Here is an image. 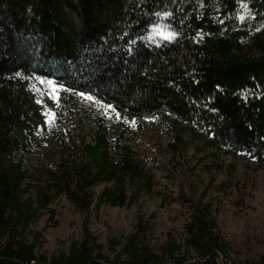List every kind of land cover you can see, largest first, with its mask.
I'll list each match as a JSON object with an SVG mask.
<instances>
[{"label":"trees","instance_id":"trees-1","mask_svg":"<svg viewBox=\"0 0 264 264\" xmlns=\"http://www.w3.org/2000/svg\"><path fill=\"white\" fill-rule=\"evenodd\" d=\"M242 6L250 12L244 21ZM155 27L175 35L150 41ZM262 31L264 0H0V264H221L226 243L216 219L208 204L189 199L181 243L170 237L155 251L138 224L111 239L105 254L88 227L92 210L130 207L154 187L147 160L124 131L110 138L99 126L30 195L24 157L38 146L45 116L27 79L90 90L124 121L156 119L174 149L181 135L173 123L183 124L191 139L245 154L264 171ZM61 196L85 214L81 238L41 255V233L26 234L44 212L56 223L50 206Z\"/></svg>","mask_w":264,"mask_h":264},{"label":"rangeland","instance_id":"rangeland-1","mask_svg":"<svg viewBox=\"0 0 264 264\" xmlns=\"http://www.w3.org/2000/svg\"><path fill=\"white\" fill-rule=\"evenodd\" d=\"M248 17L250 12L242 6L240 20ZM167 34L164 28L155 27L148 40L168 38ZM261 35L264 38V31ZM27 81L44 107V116L49 110L56 114L39 134L38 146L24 157L31 174L26 182L30 195L42 186L46 170L74 157L78 141H89L99 126L105 128L110 138L124 131L127 142L147 160L154 183L151 193L141 195L130 207L102 206L98 211L93 209L89 216L88 227L98 236L107 256H111L109 241L135 232L138 224L145 228L146 242L155 251L170 237L181 243L192 212L185 201L189 199L208 204L216 219L218 234L226 243L221 264L264 259V171L254 160L245 154L231 155L227 149L210 148L204 140L191 139L187 127L180 123L173 126L181 135V144L171 148L173 137L162 122L124 121L114 113L106 116L102 105L82 100L64 89L60 92L65 101L47 107L41 98L48 99L49 86L34 78ZM107 186L100 185L94 191L99 194ZM50 207L56 212V223L49 221L44 212L29 227L31 233L26 234L32 240V234L41 233L38 253L46 256L66 251L70 241L80 240L85 217L64 196Z\"/></svg>","mask_w":264,"mask_h":264},{"label":"snow or ice","instance_id":"snow-or-ice-1","mask_svg":"<svg viewBox=\"0 0 264 264\" xmlns=\"http://www.w3.org/2000/svg\"><path fill=\"white\" fill-rule=\"evenodd\" d=\"M174 35H175V33H168L167 37L171 38ZM16 75L19 76L20 73H17ZM34 79L36 81H38L40 84L46 83L49 86V89L47 91V96H48V100L51 101L53 105L56 104L57 102H59L62 99L60 90L64 89L65 91L72 92L74 95L80 97L82 100L102 105L104 107V109H105V113L104 114L106 116L107 115H111L112 113H114L115 117L117 119H123V117L120 115L119 112H117L115 110V108H114V106L112 104H105L104 101L101 98H99L98 96L93 94L90 90L89 91H76L75 89H72V88H66L65 85H63V84H61L59 82H54L53 80L48 79L46 77L35 76ZM55 116H56L55 112L50 111V110L47 111L46 114H45L44 123L45 124L50 123L52 120L55 119ZM148 119H151V118H148Z\"/></svg>","mask_w":264,"mask_h":264}]
</instances>
